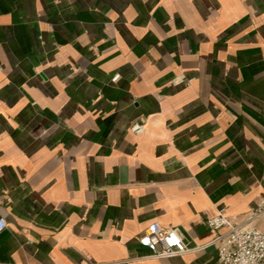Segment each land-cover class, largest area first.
Returning a JSON list of instances; mask_svg holds the SVG:
<instances>
[{
	"label": "crops",
	"instance_id": "crops-1",
	"mask_svg": "<svg viewBox=\"0 0 264 264\" xmlns=\"http://www.w3.org/2000/svg\"><path fill=\"white\" fill-rule=\"evenodd\" d=\"M262 198L264 0H0V264H221Z\"/></svg>",
	"mask_w": 264,
	"mask_h": 264
},
{
	"label": "built area",
	"instance_id": "built-area-1",
	"mask_svg": "<svg viewBox=\"0 0 264 264\" xmlns=\"http://www.w3.org/2000/svg\"><path fill=\"white\" fill-rule=\"evenodd\" d=\"M145 120L131 123L135 134L146 131ZM264 215V198L241 222L233 221L226 209H219L207 219V225L222 231L216 238L218 260L221 264H264V231L253 224ZM6 218L0 217V232L7 227ZM139 243L155 258L182 255L191 250L177 226L152 221L139 237Z\"/></svg>",
	"mask_w": 264,
	"mask_h": 264
}]
</instances>
